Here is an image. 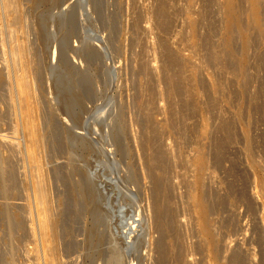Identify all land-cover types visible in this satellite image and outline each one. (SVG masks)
<instances>
[{
  "label": "rangeland",
  "instance_id": "rangeland-1",
  "mask_svg": "<svg viewBox=\"0 0 264 264\" xmlns=\"http://www.w3.org/2000/svg\"><path fill=\"white\" fill-rule=\"evenodd\" d=\"M170 1L0 0V264H264V0Z\"/></svg>",
  "mask_w": 264,
  "mask_h": 264
},
{
  "label": "bare ground",
  "instance_id": "bare-ground-1",
  "mask_svg": "<svg viewBox=\"0 0 264 264\" xmlns=\"http://www.w3.org/2000/svg\"><path fill=\"white\" fill-rule=\"evenodd\" d=\"M171 1H172V0H171ZM171 1H170V2H171ZM209 1H211V0H209ZM209 1H208V2H209ZM222 1H223V0H222ZM224 1H225V2H224L225 5H224L223 3H220V4H223V6H224V9H223V10H224V12H225V15L227 16L228 21H227L226 31L224 30V31H225V34L223 33V31H222V33H223V35H226V37H227L228 40H229V39H230V40H233V38H232L231 36H233V34H234L235 31H236V33L238 32V33L241 35V38H242V40H243V47H242V50H243V48H244V50L246 51V50H247V47L249 46V44H247V42H246V40L248 41V38L245 37V32H246V31L243 30V29H245V27H244V28L242 27L243 24L241 23L242 21H241V19L239 18L240 16L238 15V14H239V13H238V0H224ZM259 1H260V0H249L250 4L248 3V4L251 6V12H250L249 16L252 14V15L250 16V18L253 17L252 19H255L256 22H257V20H258L259 9H260V5H261V4L259 5ZM162 2H163V1H162ZM164 2H166V1H164ZM168 2H169V1H168ZM168 2H167V3H168ZM161 4H162V3H161ZM161 4H160V5H161ZM170 4H171V3H170ZM170 4H169V6H171ZM220 4H219V5H220ZM164 5H165V4H163V5L161 6V8H160V13H161V15H162V14L164 15V12H165V6H164ZM205 5H206V4H205ZM207 5H208V4H207ZM208 6H209V5H208ZM214 6H215V5H214ZM166 8H167V6H166ZM222 8H223V7H222ZM206 9H207V8H206ZM207 10H208V9H207ZM249 11H250V9H249ZM249 11H248V13H249ZM167 12H169V11H167ZM170 12H171V11H170ZM218 12H219V11H218ZM219 13H221V12H219ZM222 14H224V13L222 12ZM222 14H221V15H222ZM161 15H159V16H161ZM163 15H162V16H163ZM166 16H167V15H166ZM165 18H166V17H165ZM168 18H169V17H168ZM224 19H225V18H224ZM250 20H251V19H250ZM169 21H171V20H169ZM189 21H190V20H189ZM223 22H224V21H223ZM253 22H254V21H253ZM253 22H252V23H253ZM256 22H255V23H256ZM156 23H159V22H156ZM156 23H155V24H156ZM162 23H163V22H162ZM162 23L159 24V27H160V25H161ZM170 23H171V22H170ZM170 23H169V24H170ZM194 24H195L194 21H191V22H190V27H191V30L193 31L192 33H195V31L197 32V30H195L196 27H195ZM156 26H157V25H156ZM164 26H165V25H164ZM253 26H254V25H253ZM256 26L258 27L259 25H256V24H255V27H256ZM146 27H147V26H146ZM162 27H163V26H162ZM209 27H210V26H209ZM147 28H148V27H147ZM167 28H168V26H167ZM206 28H207V26H206ZM210 28H211V27H210ZM223 28H224V27H223ZM134 29H135V28H134ZM148 29H149V28H148ZM165 29H166V28H165ZM207 29H208V28H207ZM224 29H225V28H224ZM145 30H146V29H145ZM145 30H144V31H145ZM167 30H168V29H167ZM210 30H211V29H210ZM136 31H137V29H136ZM244 31H245V32H244ZM145 33H146V32H145ZM148 34H149V32H148ZM207 34H209V33H207ZM246 34H247V33H246ZM247 36H248V35H247ZM205 37H206V36H205ZM210 37H211V36H210ZM212 37H213V35H212ZM224 37H225V36H224ZM202 38H203V37H202ZM214 38H215V35H214ZM231 38H232V39H231ZM207 39L209 40V37H208ZM223 39H224V38H223ZM212 40H213V39H212ZM230 40H229V41H230ZM160 41H161V40H160ZM224 41H225V40H224ZM224 41H223V42H224ZM207 42H208V41H207ZM159 43H160V42H159ZM214 43H215V42H214ZM221 43H222V41L220 42V44H221ZM147 44H148V43H147ZM163 44H165V42H163ZM206 44H207V43H206ZM223 44H224V43H223ZM230 44H231V41H230ZM151 45H153V44H151ZM157 45H158V44H157ZM160 45H161V44H160ZM166 45H167V44H166ZM208 45H209V43H208ZM226 45H228V49L230 50L231 48H229V43L226 44ZM247 45H248V46H247ZM162 46H163V45H162ZM203 46H205V45L203 44ZM217 46H218V45H217ZM220 46H221V45H220ZM222 46H223V45H222ZM149 47H150V46H149ZM151 47L153 48V46H151ZM166 47H167V46H166ZM166 47L163 46L164 50H165ZM223 47H225V46H223ZM155 48H156V47H155ZM217 48H218V47H217ZM217 48H216V49H217ZM221 48H222V47H221ZM156 49H157V48H156ZM158 49H159V48H158ZM167 49H169V48H166V50H167ZM205 49H206V48H205ZM212 49H214V48L212 47ZM224 49H225V48H224ZM151 50H152V49H151ZM151 50H150V51H151ZM210 50H211V49H210ZM218 50H219V49H218ZM222 50H223V49H222ZM231 50H232V49H231ZM244 50H243V52H244ZM144 51H145V50H144ZM150 51H148V52H150ZM153 51H155V49L152 50V52H153ZM156 51H157V50H156ZM167 51H168V50H167ZM208 51H209V50H208ZM226 51H227V50H226ZM163 52H164V51H163ZM215 52H216V51H215ZM227 52H228V51H227ZM241 52H242V51H241ZM161 53H162V52H161ZM171 53H172V51H171ZM207 53H208V52H207ZM216 53H217V52H216ZM222 53H223V52H222ZM224 53H225V51H224ZM228 53H229V52H228ZM162 54H163V53H162ZM162 54H161V55H162ZM164 54H165V53H164ZM167 54H168L167 56H169L170 51H169V53L167 52ZM174 54H175V53H174ZM209 54H210V53H209ZM226 54H227V53H226ZM226 54H225V55H226ZM243 54H244V53H243ZM207 55H208V54H207ZM212 55H214V53H213ZM212 55H210V56L212 57ZM219 55H220V53L218 54V56H219ZM164 56L166 57L165 59H169V58L172 59V56H174V55L172 54V56H171V54H170V57H168V58H167L166 54H165ZM175 56H176V54H175ZM175 56H174V57H175ZM214 56L217 57L216 55H214ZM223 56H224V55H223ZM223 56H222V57H223ZM208 57H209V56H208ZM215 57H213V58H215ZM222 57H220V58H222ZM224 57H225V56H224ZM227 57H228V56H227ZM245 57H246V56H245ZM162 58H163V56H162ZM220 58H219V59H220ZM165 59H164V61H165ZM223 59H224V58H223ZM241 59H242V58H241ZM172 60H173V59H172ZM179 60H180V59H179ZM216 60H217V59H216ZM220 60H221V59H220ZM224 60H225V59H224ZM169 61H170V60H169ZM227 62H229V61H227ZM239 62H240V61H239ZM241 62H242V61H241ZM167 63H168V62H167ZM170 63H171V61H170ZM182 63H183V62H182ZM215 63H218V62H215ZM142 64H143V63H142ZM221 64H222V63H221ZM237 64H238V62H237ZM241 64H242V63H241ZM260 64H261V62H260ZM263 64H264V63H263ZM140 65H141V64H140ZM167 65H168V64H167ZM230 65H231V64H230ZM239 65H240V64H239ZM246 65H248V63H247ZM246 65H245V67H246ZM142 66H143V65H142ZM142 66H141V67H142ZM148 66H150V65H148ZM152 66H153V65H152ZM171 66H172V65H171ZM173 66H175V64H174ZM231 66H232V65H231ZM141 67H140V68H141ZM150 67H151V66H150ZM164 67H165V66H164ZM176 67H177V66H176ZM151 68H152V67H151ZM154 68H155V67H154ZM186 68H187V67H186ZM240 68H241V69H240V72L243 73V72L245 71V70H244V67H243V69H242V67L240 66ZM141 69H142V68H141ZM171 69H172V68H171ZM149 70H150V69H149ZM243 70H244V71H243ZM145 71H146V69H145ZM153 71H154V70H153ZM155 71H156V70H155ZM173 71H174V70H173ZM236 71H238V70H236ZM142 72H143V71H142ZM146 72H147V71H146ZM180 72H181V71H180ZM180 72H176L174 75H176V74H178V73H179V75L182 74V73H180ZM144 73H145V72H144ZM152 73H153V72H152ZM173 73H174V72H173ZM244 73H245V72H244ZM244 73H243V74H244ZM163 74H164V73H163ZM166 74H168V73H166ZM166 74H165V75H166ZM171 74H172V72H171ZM165 75H164V76H165ZM174 75H173V76H174ZM182 75H184V74H182ZM237 75H238V74H237ZM246 75H247V68H246ZM173 76H172V78L170 77V81H171V88H173V89L175 90L176 87L178 88L177 83H178L179 81L175 80V78H176L177 76H174L175 78H173ZM180 76H181V75H180ZM180 76H178V79H179V78L181 79ZM190 76H191V75H190ZM241 76H242V75H241ZM151 77H152V76H151ZM167 81H168V80H167ZM185 81H186V80H185ZM167 83H168V82H167ZM169 84H170V83H169ZM188 84H189V83H188ZM219 84H220V83H219ZM220 85H221V84H220ZM263 85H264V84H263ZM148 86H149V85H148ZM146 87H147V86H146ZM180 87H182V85H180L179 88H180ZM185 87H186V86H185ZM188 87H189V86H188ZM215 87H216V86H215ZM263 87H264V86H263ZM171 88H169V90H170ZM216 88H217V87H216ZM144 89H145V88H144ZM173 89H172V91H174ZM186 89H187V87H186ZM23 90H24V89L22 88V91H23ZM142 90H143V89H142ZM177 90H178V89H177ZM185 91H186V90H185ZM147 92H148V91H147ZM149 92L151 93V90H150ZM170 92H171V91H170ZM170 92H169V93H170ZM174 92H175V91H174ZM188 92H189V90H188ZM217 92H218V91H217ZM217 92H216V93H217ZM175 93H176V92H175ZM175 93H174V94H175ZM177 93H178V91H177ZM210 93H211V91H210ZM142 94H143V93H142ZM174 94H173V95H174ZM186 94H187V93H186ZM213 94H214V93H213ZM140 95H141V94H140ZM171 95H172V94H171ZM141 96H143V95H141ZM150 96H151V95H150ZM215 96H216V95H215ZM183 97H184V96H183ZM212 97H213V96H212ZM216 98H217V97H216ZM147 99H148V98H147ZM214 99H215V98H214ZM184 100H186V99H184ZM184 100H183V101H184ZM187 101H188V100H187ZM214 102H215V101H214ZM208 103H209V102H208ZM187 104H188V103H187ZM213 104L215 105V103H213ZM140 105H141V102H140ZM184 105H185V104H184ZM138 106H139V105H138ZM143 106H144V104H143ZM210 106H212V105L210 104ZM139 107H140V106H139ZM184 107H185V106H184ZM186 107H187V106H186ZM145 108H146V107H145ZM182 109H183V108H182ZM191 109H192V107H191ZM140 110H141V109H140ZM187 110H188V109H187ZM208 110H210V108H208ZM208 110H207V111H208ZM141 111H142V110H141ZM144 111H145V110H144ZM175 111H176V110H175ZM184 111H185V110H184ZM147 112H148V111H146V113H147ZM149 112H150V109H149ZM180 112H181V111H180ZM140 113H141V112H140ZM142 113L144 114V112H142ZM146 113H145V114H146ZM172 113H174V112H172ZM189 113H190V112H189ZM176 114H177V113H176ZM182 114H184V113H182ZM177 115H178V114H177ZM186 116H187V114H186ZM148 118H149V117H148ZM178 118H179V117H178ZM143 119H144V118H143ZM169 120H170V119H169ZM175 120H176V119H175ZM178 121H179V120H178ZM181 121H182V120H181ZM170 122H171V121H170ZM173 122H174V121H173ZM176 123H177V121H176ZM178 124H179V122H178ZM171 126H172V125H171ZM168 127H170V125H169ZM170 128H171V127H170ZM178 128H179V127H178ZM173 129H174V127H173ZM37 132H38V131H37ZM157 132H158V131H157ZM157 132H156V133H157ZM27 134H28V142L30 141L29 143L32 144L34 141H38V140L40 141V139H38L39 137L37 138V135H38V134H36V131L34 132L32 129L29 128V130L27 131ZM38 136H39V135H38ZM154 136H155V134H154ZM157 136H158V134H157ZM26 137H27V136H26ZM150 137H151V136H150ZM1 138H2V137H1ZM8 139H9V138H8ZM6 141H7V140H6ZM8 141H10V140H8ZM247 141H248V140H247ZM2 142H3V141H2ZM4 142H5V141H4ZM152 142H154V141H152ZM248 142H249V141H248ZM7 144H8V143H7ZM13 144H14V143H13ZM3 145H4V144H3ZM8 145H9V144H8ZM14 145H15V144H14ZM0 146H1V145H0ZM6 146H7V145H6ZM15 146H16V145H15ZM15 146H14V147H15ZM218 146H219V145H218ZM7 147H8V146H7ZM9 147H11V146H9ZM9 147H8V148H9ZM16 147H17V146H16ZM10 150H11V148H10ZM156 151H157V150H156ZM248 151H249V150H248ZM12 152H13V151H12ZM12 152H11V153H12ZM166 152H168V151H166ZM155 153H156V152H155ZM199 153H200V152H199ZM199 153H198V154H199ZM219 153H220V152H219ZM219 153H218V154H219ZM159 154H160V153H159ZM160 155H161V154H160ZM168 155H169V154H168ZM202 155H203V154H202ZM202 155H199V158L197 157L199 163H198V165L196 164V166H198L197 169H198V173H199V174H200L202 171L204 172V169L207 168V167H205V166H206V165H205V164H206V163H205L206 161H205V159H204V156H202ZM155 156H156V155H155ZM161 156H162V155H161ZM163 156H164V155H163ZM157 157H158V155H157ZM157 157H156V159H157ZM164 157H165V156H164ZM166 157H168V156H166ZM158 158H159V157H158ZM197 158H196V159H197ZM1 159H2V158H1ZM5 159H6V158H5ZM154 159H155V158H154ZM156 159H155V160H156ZM163 159L165 160V158H163ZM152 160H153V159H152ZM6 161H7V160H6ZM2 162H3V161H2ZM4 162H5V161H4ZM149 162H150V161H149ZM163 162H164V161H163ZM166 163H167V162H166ZM167 164H168V163H167ZM2 165H3V164H2ZM204 165H205V166H204ZM252 165H253V164H252ZM0 166H1V164H0ZM5 166H6V165H5ZM7 166H8V165H7ZM151 167H152V166H151ZM160 167H162V166H160ZM192 167L194 168V166H192ZM204 167H205V168H204ZM1 168H4V167H1ZM4 169H5V168H4ZM4 169H3V170H4ZM154 169H155V168H153V170H154ZM259 169H260V168H259ZM6 170H7V169H5L4 171H6ZM150 170H151V168L149 169V172H150ZM205 170H206V169H205ZM260 170H261V169H260ZM1 171H2V170H1ZM1 171H0V172H1ZM4 171H3V172H4ZM156 171H157V169H156ZM194 171H195V168H194ZM258 171H259V170H258ZM152 172H153V171H152ZM152 172H151V173H152ZM8 173H9V172H8ZM159 173H160V172H159ZM206 173H207V172H206ZM154 174H155V171H154ZM199 174H197V175H198V181H197V180H196V181H197V183H198V186L201 188V187H202V185H201V181H202V179H204V178L201 179L200 177H202V176H200ZM5 175H6V174H5ZM162 175H163V172H162ZM197 175H196V176H197ZM202 175L204 176V174H202ZM262 175H263V174H262ZM0 176H1V175H0ZM7 176H8V175H7ZM163 176H164V175H163ZM206 176H207V175H206ZM3 177H4V176H3ZM152 177H153V176H152ZM152 177H151V178H152ZM159 177H160V176H159ZM159 177H158V178H159ZM161 177H162V176H161ZM4 178H5V177H4ZM6 178H7V180H8V177H6ZM162 178H164V177H162ZM166 178H167V177H166ZM168 178H169V177H168ZM252 178H254V177H252ZM0 179H1V178H0ZM205 179H206V178H205ZM152 180H153V179H152ZM152 180H151V182H152ZM238 180H239V179H238ZM248 180H249V179H248ZM1 181H3V180L1 179ZM1 181H0V182H1ZM155 181H157V180H155ZM166 181H167V180H166ZM203 181H204V180H203ZM203 181H202V182H203ZM254 181H255V180H254ZM237 182H238V181H237ZM237 182H236V186L239 185V182H238V185H237ZM158 183H159V182H158ZM158 183H157V184H158ZM203 183H204V182H203ZM203 183H202V184H203ZM2 184H3V183H2ZM4 184H5V182H4ZM159 184H160V183H159ZM258 184H259V185H258V186H259V189H258V191H257V194H258V195L264 200V179H262V180L260 179V181H259ZM154 185H155V184H154ZM164 185H165V184H164ZM166 185H167V184H166ZM205 185H206V183H205ZM232 185H233V184H232ZM168 186H169V185H168ZM168 186H167L166 188H168ZM206 186H207V185H206ZM206 186H204V188H206V190H207V187H206ZM230 186H231V185H230ZM2 187H3V185H2ZM5 187H6V186H5ZM158 187H159V186H158ZM158 187H157V188H158ZM164 187H165V186H164ZM195 187H196V186H195ZM254 187H255V186H254ZM200 188H198V190H199ZM229 188H230V187H229ZM238 188H239V186H238ZM3 189H4V188H3ZM170 189H171V188H170ZM230 189H232V188H230ZM245 189H246V188H245ZM157 190H158V189H157ZM166 190H167V189H166ZM166 190H164V191H166ZM168 190H169V189H168ZM168 190H167V191H168ZM171 190H172V189H171ZM201 190H202V188H201ZM242 190H243V189H242ZM160 191H161V188H160ZM164 191H163V192H164ZM202 191H203V190H202ZM202 191H201V192H202ZM218 191H219V190H218ZM220 191H221V190H220ZM154 192H155V191H154ZM157 192H158V191H157ZM199 192H200V190H199ZM206 192H207V191H206ZM211 192H212V191H211ZM169 193H170V192H169ZM169 193H168V194H169ZM204 193H205V192H204ZM213 193H214V192H213ZM220 193H222V192H220ZM239 193H241V192H239ZM242 193H243V192H242ZM247 193H248V192H247ZM247 193H246V194H247ZM157 194H158V193H157ZM163 194H164V193H163ZM197 194H199V193H197ZM214 194H215V193H214ZM214 194H213V195H214ZM222 194H223V193H222ZM225 194H226V193H225ZM236 194H237V191H236ZM236 194H235V195H236ZM243 194H244V193H243ZM159 195H160V194H159ZM166 195H167V194H166ZM166 195H165V196H166ZM200 195H201V194H200ZM216 195H218V194H216ZM227 195H228V194H227ZM227 195H226V197H227ZM232 195H233V194H232ZM238 195L240 196V194H238ZM241 195H242V194H241ZM244 195H245V194H244ZM247 195H250V194H247ZM258 195H257V196H258ZM163 196H164V195H163ZM203 196H204V195H203ZM209 196H210V195H209ZM209 196H208V198H209ZM223 196H224V195H223ZM254 196H255V195H254ZM257 196H255V197H257ZM154 197H155V196H154ZM161 197H162V196H161ZM205 197H207V196L205 195ZM217 197H218V196H217ZM232 197H233V196H232ZM240 197H241V196H240ZM251 197H252V196H251ZM251 197H250V198H251ZM158 198H159V197H158ZM164 198H165V197H164ZM164 198H161V200L164 199ZM171 198H172V197H171ZM213 198H214V197H213ZM229 198H230V197H229ZM237 198H238V197H237ZM237 198H235V199H237ZM252 198H253V197H252ZM166 199H167V198H166ZM166 199H165V200H166ZM204 199H205V198H204ZM206 199H207V198H206ZM215 199H217V198H215ZM221 199H222V198H221ZM233 199H234V197H233ZM235 199H234V201H236ZM240 199H241V198H240ZM156 200H157V199H156ZM158 200H159V199H158ZM158 200H157V201H158ZM171 200H172V199H171ZM210 200H211V199H210ZM224 200H225V198H224ZM153 201H154V200H153ZM162 201H163V200H162ZM203 201H204V200H202L201 197H200L199 204L196 205L197 203H195L194 205L200 207V210H199V209H197V210H199V213H200V214H199V215H200V219H199V218H198V219H199V220L201 221V223H202V225H199V226L203 227V229H202V230H203L202 234L205 232L206 235H209V231H210V230L208 231V229H209L208 225H209L210 222H209L208 219H207V218H208V217H207V215H208L207 209H208L209 207L207 208V206H205L206 203L204 202V203H205V204H204ZM218 201H219V200H218ZM220 201H221V200H220ZM245 201H246V200H245ZM253 201H254V199H253ZM5 202H6V201H5ZM160 202H161V201H160ZM213 202H214V201H213ZM225 202H226V200H225ZM238 202H239V201H238ZM256 202H258V201L256 200ZM163 203H165V202H163ZM167 203H168V202H167ZM232 203H233V202H232ZM242 203H243V202H242ZM248 203H249V202H248ZM212 204H213V203H212ZM216 204H218V203L216 202ZM243 204H244V203H243ZM243 204H241V205H243ZM255 204H256V203H255ZM259 204H260V203H259ZM170 205H172V204H170ZM219 205H220V204H219ZM223 205H225V204H223ZM228 205H229V204H228ZM249 205H250V204H249ZM253 205H254V204H253ZM257 205H258V204H257ZM257 205H256V206H257ZM0 206H1V205H0ZM153 206H154V208H155V205H153ZM159 206H160V205H159ZM162 206H165V205H162ZM211 206H212V205H211ZM256 206H254V207H256ZM172 207H173V206H172ZM175 207H176V205H175ZM175 207H174V208H175ZM199 207H197V208H199ZM222 207H223V206H222ZM154 208H153V209H154ZM160 208H161V207H160ZM174 208H173V210H174ZM206 208H207V209H206ZM211 208H212V207H211ZM211 208H210V210H211ZM214 208H215V207H214ZM153 209H152V210H153ZM156 209H158V208H156ZM166 209H167V208H166ZM171 209H172V208H171ZM175 209H176V208H175ZM216 209H218V207H217ZM223 209H224V208H223ZM245 209H246V207H245ZM251 209H253V208H251ZM254 209H255V208H254ZM6 210H7V209H5V211H6ZM162 210H164V209H162ZM213 210H214V209H213ZM247 210H249V208H248ZM0 211H1V210H0ZM154 211H155V209H154ZM154 211H153V212H154ZM211 211H212V210H211ZM220 211H221V210H220ZM250 211H251V210H250ZM153 212H152V214H153ZM155 212H156V211H155ZM170 212H171V211H170ZM172 212H173V211H172ZM172 212H171V213H172ZM174 212H175V210H174ZM174 212H173V213H174ZM176 212H177V211H176ZM213 212H215V211H213ZM6 213H7V212H6ZM164 213L166 214V213H168V212H165V211H164ZM164 213H159V214L162 215V214H164ZM215 213H217V212H215ZM218 213H219V211H218ZM1 214H2V213H1ZM1 214H0V216H2ZM7 214H8V213H7ZM176 214H177V213H175V217H176ZM3 215H5V214H3ZM171 215H172V214H170V215H168V216H171ZM197 215H198V214H197ZM152 216H153V215H152ZM152 216H151V218H152ZM162 216H163V215H162ZM165 216H166V215H165ZM26 217H27V216H26ZM26 217H25V218H26ZM123 217H124V216H123ZM171 217H173V216H171ZM177 217H178V216H177ZM197 217H199V216H197ZM20 218H22V217H20ZM169 218H170V217H169ZM169 218H168V219H169ZM149 219H150V218H149ZM161 219H162V218H161ZM21 220H22V219H21ZM123 220H125V219H123ZM141 220H142V219H141ZM162 220H163V219H162ZM176 220H177V219H176ZM143 221H144V220H143ZM153 221H155V220H153ZM157 221H160V220L158 219ZM170 221H171V219H170ZM125 222H126V221H125ZM155 222H156V221H155ZM208 222H209V223H208ZM214 222H215V221H214ZM146 223H147V222H146ZM160 223H163V221L160 222ZM160 223H159V224H160ZM166 223H167V222H166ZM169 223H170V222H169ZM15 224H16V223H15ZM19 224H20V223H19ZM122 224H123V223H122ZM122 224H121V225H122ZM124 224H125V223H124ZM128 224H129V223H128ZM181 224H182V222H181ZM17 225H18V224H17ZM125 225H126V224H125ZM125 225H124V226H125ZM141 225H142V223H141ZM157 225H158V224H157ZM170 225H171V224H170ZM170 225H169V226H170ZM174 225H176V224H174ZM211 225H212V223H211ZM214 225H215V224H214ZM262 225H263V224H262ZM15 226H16V225H15ZM18 226H19V225H18ZM142 226H143V225H142ZM160 226H161V225H160ZM166 226H167V225H166ZM166 226H165V228H166ZM172 226H173V225H172ZM177 226H178V224H177ZM179 226H181V225L179 224ZM179 226H178V227H179ZM209 226H210V225H209ZM122 228H123V226H122ZM175 228H176V227H175ZM175 228H174V229H175ZM211 228H212V227H211ZM213 228H214V227H213ZM145 229H146V228H145ZM148 229H149V228H148ZM152 229H153V228H152ZM154 229H155V228H154ZM169 229H170V230H173V229H171V228H169ZM215 229H216V228H215ZM261 229H262V228H261ZM130 230H131V225L129 224L127 230L125 231V235H126L125 238H127V235H129V233L131 232ZM158 230H159V229H158ZM212 230H214V229H212ZM263 230H264V229H263ZM143 231H144V230H143ZM154 231H155V230H154ZM167 231H168V229H167ZM178 231H179V229H178ZM214 231H215V230H214ZM150 232H151V231H150ZM157 232H158V231H157ZM162 232H163V231H162ZM170 232H171V231H170ZM176 232H177V231H176ZM211 232H212V231H211ZM151 233H152V232H151ZM159 233H161V232H159ZM172 233H173V232H172ZM172 233H171V234H172ZM262 233H263V231H262ZM52 234H53V230H52ZM145 234H146V233H145ZM210 234H211V233H210ZM214 234H215V233H214ZM166 235H167V234H166ZM203 235H204V234H203ZM241 235H242V234H241ZM157 236H159V234H158ZM170 236H171V235H170ZM177 236H178V235H177ZM214 236H215V235H214ZM261 236H262V235H260V237H261ZM167 237H169V235H168ZM210 237H211V238H210V241H209V243H208V246H209V249L211 250V254L213 255L214 258H216V251H217V249H216L217 246L215 245L216 242L214 241V239L212 238V236H210ZM153 238H154V237H153ZM156 238H157V237H156ZM161 238H162V237H161ZM172 238H173V237H172ZM172 238H171V239H172ZM261 238H262V237H261ZM164 239H165V238H164ZM208 239H209V238H208ZM208 239H207V240H208ZM152 240H153V239H152ZM152 240H151V241H152ZM161 240H162V239H161ZM149 241H150V240H149ZM156 241H157V240H156ZM158 241H159V240H158ZM158 241H157V242H158ZM164 241H165V240H164ZM164 241H163V242H164ZM204 241H206V240H204ZM234 241H235V240H234ZM173 242H174V241H173ZM173 242H172V243H173ZM162 244H163V243H162ZM217 244H218V243H217ZM219 244H220V243H219ZM164 245H166V244H164ZM170 245H171V244H170ZM170 245H169V246H170ZM220 245H221V244H220ZM49 246H50V245H49ZM49 246H48V247H49ZM159 246H161V244H160ZM166 246H167V245H166ZM218 246H219V245H218ZM225 246H226V244H225ZM229 246H230V245H229ZM229 246H228V248H229ZM232 246H233V245H232ZM50 247H51V246H50ZM155 247H156V246H155ZM157 247H158V246H157ZM222 247H223V246H222ZM234 247H235V246H234ZM228 248H227V249H228ZM235 248H236V247H235ZM156 249H157V248H156ZM159 249H161V248H159ZM172 249H173V248H172ZM218 249H219V247H218ZM220 249H221V248H220ZM231 249H232V248H231ZM231 249H230V250H231ZM164 250H165V249H164ZM221 250H222V249H221ZM224 250H226V249H224ZM224 250H223V251H224ZM262 250H263V249H262ZM173 251H174V250H173ZM228 252H229V251H228ZM176 253H177V252H176ZM161 254H162V253H161ZM174 254H175V252H174ZM217 254L220 255L221 253L218 252ZM177 255H178V254H177ZM176 257H177V256H176ZM177 259H179V258H177ZM163 260H164V259H163ZM163 260H162V261H163ZM172 260H173V259H172ZM189 260H190V259H189ZM164 261H165V260H164ZM175 261H176V260H175ZM181 261H183V260H181ZM166 262H168V261L166 260ZM163 263H164V262H163ZM176 263H177V262H176ZM173 264H174V262H173ZM177 264H178V263H177ZM179 264H180V263H179Z\"/></svg>",
  "mask_w": 264,
  "mask_h": 264
}]
</instances>
